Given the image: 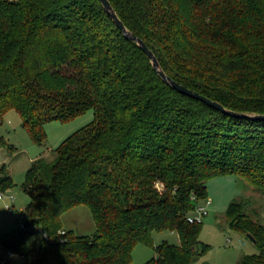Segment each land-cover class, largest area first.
<instances>
[{
    "label": "trees",
    "instance_id": "16d2710c",
    "mask_svg": "<svg viewBox=\"0 0 264 264\" xmlns=\"http://www.w3.org/2000/svg\"><path fill=\"white\" fill-rule=\"evenodd\" d=\"M109 2L172 79L227 109L264 114V0ZM9 110L37 145L45 123L93 114L52 160L26 171L23 219L0 237L3 253L24 264H129L134 246L154 247L152 232L163 230L179 244L161 242L142 264H205L201 222L186 216L207 197L206 182L233 175L264 192V120L233 117L166 84L100 0H0V121ZM12 185L0 175V188ZM245 199L230 202L224 219L253 238L256 252L238 264H264V223ZM80 205L92 234L62 226L61 215Z\"/></svg>",
    "mask_w": 264,
    "mask_h": 264
},
{
    "label": "rangeland",
    "instance_id": "374dc122",
    "mask_svg": "<svg viewBox=\"0 0 264 264\" xmlns=\"http://www.w3.org/2000/svg\"><path fill=\"white\" fill-rule=\"evenodd\" d=\"M92 118V111L88 110L68 122H47L44 125L46 139L41 145H37L22 128L19 114L15 110H9L3 115L0 121V137L4 141L0 143V175L7 173L13 185L8 189L0 188V192H5V198L0 199V237L19 227L23 219V209L28 203V196L22 184L32 162L37 158L52 160L55 147L69 134L89 123ZM7 145H11V148ZM206 189L207 198L211 203L207 207V214L201 220L198 241L199 245L206 244L208 248L199 257V262L238 264L242 254L255 253L256 248L247 236L229 229L224 213L230 202L246 198L245 200L249 201L247 212L251 218L264 223V192L254 190L242 178L233 175H220L209 179ZM8 206H11V210H8ZM61 221L64 228L73 230L75 234H92L95 230L91 213L84 205L76 206L62 214ZM163 241L175 245L180 242L176 231L152 232L154 247ZM154 247L143 243L136 244L131 252L129 264H142L155 257L157 254ZM1 253L7 257V253H3L0 248ZM14 257L8 256L7 264H24L23 257L17 254H14Z\"/></svg>",
    "mask_w": 264,
    "mask_h": 264
},
{
    "label": "water",
    "instance_id": "95a60500",
    "mask_svg": "<svg viewBox=\"0 0 264 264\" xmlns=\"http://www.w3.org/2000/svg\"><path fill=\"white\" fill-rule=\"evenodd\" d=\"M100 2L102 4L104 10L108 14V16L113 20L115 25L122 31L124 37H126L127 39H129L131 41H134L140 47V49L150 59L152 66L154 67V69L157 71V73L159 74L161 79L166 84L170 85L171 87H173L174 89H176L177 91H179L180 93H182L184 95H187L189 97H193V98H196L198 100H201L204 103H206L207 105H209L210 107H214V108H216V109H218V110H220L226 114H229L233 117L264 120V114H252V113H246V112H240V111H234V110L227 109L218 101L212 100L209 97H207V96H205V95H203V94H201L195 90H192V89L186 87L185 85H183V84L175 81L174 79H172L161 68L157 58L155 57L153 52L150 50V48L145 44V42L142 39L138 38L136 35H134L131 31H129L125 27L124 23L116 14V12L113 9L109 0H100ZM247 237L249 239H252V241H253V238L251 235H247Z\"/></svg>",
    "mask_w": 264,
    "mask_h": 264
},
{
    "label": "built area",
    "instance_id": "2783aa9c",
    "mask_svg": "<svg viewBox=\"0 0 264 264\" xmlns=\"http://www.w3.org/2000/svg\"><path fill=\"white\" fill-rule=\"evenodd\" d=\"M4 193L5 192H0V199L5 198ZM10 198L12 199L13 196L11 195ZM210 203L211 201L207 197L197 202L194 209L189 214H187L186 219L189 222H201L202 218L207 214V207L210 205ZM8 210H11V206H8ZM61 233H63V231H61ZM227 240L229 239L227 238ZM241 243H243V241ZM12 255L13 253H7V257Z\"/></svg>",
    "mask_w": 264,
    "mask_h": 264
},
{
    "label": "crops",
    "instance_id": "0c3cea01",
    "mask_svg": "<svg viewBox=\"0 0 264 264\" xmlns=\"http://www.w3.org/2000/svg\"><path fill=\"white\" fill-rule=\"evenodd\" d=\"M64 228V227H63ZM64 229H67V230H69V228H64ZM71 230V229H70Z\"/></svg>",
    "mask_w": 264,
    "mask_h": 264
},
{
    "label": "clouds",
    "instance_id": "9594fccd",
    "mask_svg": "<svg viewBox=\"0 0 264 264\" xmlns=\"http://www.w3.org/2000/svg\"><path fill=\"white\" fill-rule=\"evenodd\" d=\"M13 258H15V257H14V254H13Z\"/></svg>",
    "mask_w": 264,
    "mask_h": 264
}]
</instances>
